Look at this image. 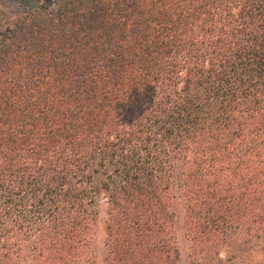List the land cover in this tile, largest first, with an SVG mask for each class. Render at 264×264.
<instances>
[{
	"label": "trees",
	"instance_id": "obj_1",
	"mask_svg": "<svg viewBox=\"0 0 264 264\" xmlns=\"http://www.w3.org/2000/svg\"><path fill=\"white\" fill-rule=\"evenodd\" d=\"M99 192L103 264H178L177 198L264 252V0H0V264H94Z\"/></svg>",
	"mask_w": 264,
	"mask_h": 264
},
{
	"label": "rangeland",
	"instance_id": "obj_2",
	"mask_svg": "<svg viewBox=\"0 0 264 264\" xmlns=\"http://www.w3.org/2000/svg\"><path fill=\"white\" fill-rule=\"evenodd\" d=\"M98 199L100 202V215L97 220V224L93 233V241L91 246V251L88 254L91 257V260H94V264H103L104 257L106 255V221L108 219L107 209L108 203L107 199L103 192H99ZM175 211H176V228L175 233L178 240V251H179V262L178 264H193L190 258L191 255V243L188 238V230L185 222V213L183 207V201L181 198H177L175 203ZM231 241V240H229ZM17 245L20 246V256L25 257L27 255V249H25L26 244L23 241H16ZM230 245H234L230 243ZM220 252V251H219ZM226 250H221L223 254L222 259L224 260V264H264V252L257 254L250 253H242L239 254L238 257L232 262H227V256L231 254L225 253ZM217 256L216 258H219Z\"/></svg>",
	"mask_w": 264,
	"mask_h": 264
}]
</instances>
